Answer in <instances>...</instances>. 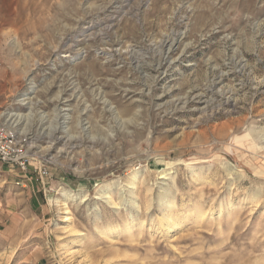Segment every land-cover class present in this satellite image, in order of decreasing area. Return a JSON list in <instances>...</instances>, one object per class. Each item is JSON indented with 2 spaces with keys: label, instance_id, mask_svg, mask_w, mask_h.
I'll use <instances>...</instances> for the list:
<instances>
[{
  "label": "rangeland",
  "instance_id": "1",
  "mask_svg": "<svg viewBox=\"0 0 264 264\" xmlns=\"http://www.w3.org/2000/svg\"><path fill=\"white\" fill-rule=\"evenodd\" d=\"M8 117L0 264H264V0H0Z\"/></svg>",
  "mask_w": 264,
  "mask_h": 264
},
{
  "label": "built area",
  "instance_id": "2",
  "mask_svg": "<svg viewBox=\"0 0 264 264\" xmlns=\"http://www.w3.org/2000/svg\"><path fill=\"white\" fill-rule=\"evenodd\" d=\"M17 133L4 123H0V163L10 167H19L22 171L27 168L29 157L24 155L22 141H18ZM44 176L47 173L42 171Z\"/></svg>",
  "mask_w": 264,
  "mask_h": 264
},
{
  "label": "bare ground",
  "instance_id": "3",
  "mask_svg": "<svg viewBox=\"0 0 264 264\" xmlns=\"http://www.w3.org/2000/svg\"><path fill=\"white\" fill-rule=\"evenodd\" d=\"M172 49H173V42L171 43H167L166 44V49H165V58H167L168 59V56H170V54H171V52H172ZM162 60H163V58H162ZM159 61H160V59H159ZM163 62V61H162ZM159 66H161V64L159 65ZM158 66V67H159ZM27 98V97H26ZM26 100V99H25ZM16 115V114H15ZM7 122V126L8 127H10L12 130H14L16 133H19L18 131H17V126H18V124H20V122H22V120H21V118L20 117H8V120L6 121ZM22 124V123H21ZM65 124V123H64ZM83 124V123H82ZM68 127V126H67ZM82 128H84V131H89L88 133L90 134V129L89 128H85L84 127V125H83V127ZM21 135V134H20ZM22 136V135H21ZM27 136V138L29 139V140H31L32 139V137L31 136H29V135H24L23 137H26ZM27 139V140H28ZM25 145V144H24ZM23 151H24V155H27V154H29L30 153V150H25V147H23ZM28 151H29V153H28ZM27 156H30V155H27ZM174 209H175V207H173L172 205H170V211H169V213H166L165 215H164V217H161L160 218V224H161V226L162 227H165V229H166V232H171V231H174L175 229H176V227H178L179 226V220H178V215L177 214H175L174 213ZM198 219H202V218H204V215H203V213L202 212H199V214H198V217H197ZM128 230H129V228H128ZM127 230V231H128ZM129 232V231H128ZM167 233V234H168Z\"/></svg>",
  "mask_w": 264,
  "mask_h": 264
}]
</instances>
